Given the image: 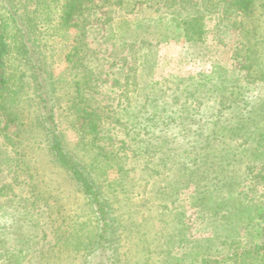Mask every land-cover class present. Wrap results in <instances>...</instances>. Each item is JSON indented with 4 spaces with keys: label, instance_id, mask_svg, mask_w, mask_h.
<instances>
[{
    "label": "rangeland",
    "instance_id": "obj_1",
    "mask_svg": "<svg viewBox=\"0 0 264 264\" xmlns=\"http://www.w3.org/2000/svg\"><path fill=\"white\" fill-rule=\"evenodd\" d=\"M156 1L127 0L124 6L87 11L99 29L90 44L97 57L87 61L97 87L94 94L83 95L92 99L95 112L111 118L97 144L107 145L111 138L110 149L128 154L98 177L113 203L114 264H201L206 256H221L217 264H241L238 256L246 251H254L258 261L264 254V0H246L251 2L247 13L232 6L235 0H173L170 6ZM50 11L60 13L58 8ZM111 15L134 21L142 42L129 46L115 41L113 29L102 24ZM49 34L40 39L47 44L44 52L58 86L59 129L68 149L86 159L63 114L65 102L76 95L64 61L72 40L66 34L52 37V29ZM31 88L24 86L23 93L29 94H19L24 101L17 102L28 123L39 108ZM155 100L172 102L175 118L195 113V121L187 120L181 130L177 120L168 132L147 135L152 144L146 154L150 167H145L139 144L131 136L125 139L124 121L156 113L162 104ZM216 117L218 125L213 124ZM240 118L251 122L234 135L231 130L239 129ZM6 122L0 111V222H11L7 228L0 224V241L17 256L0 259V264H84L97 226L92 208L76 192L62 200V215L41 217V246L31 249L30 220L47 207L43 201L34 209L23 200L27 176L18 164L23 153L28 150L25 158L46 185L52 182L68 191L73 187L66 173L51 164L40 132L15 147V127L5 130ZM141 126L130 133L137 136ZM166 140L173 142L158 152L162 166L151 175L155 144ZM39 251L43 256H37Z\"/></svg>",
    "mask_w": 264,
    "mask_h": 264
},
{
    "label": "trees",
    "instance_id": "obj_2",
    "mask_svg": "<svg viewBox=\"0 0 264 264\" xmlns=\"http://www.w3.org/2000/svg\"><path fill=\"white\" fill-rule=\"evenodd\" d=\"M126 1L0 0V111L7 117L5 130H8L12 126L15 127L14 131L11 132L16 137L17 143L13 144L15 147H20L18 144H24V141L27 139H35V137L31 138L33 132H40L45 137L48 145L51 164L58 170L66 173L73 187V190L68 191L64 186H52L51 184H54L52 182H49V186L46 185L45 179L39 180L37 167L35 168L34 164L29 161V158H25L28 150L23 153V159H20L18 163L19 166L21 165L22 173H26L27 176L26 179L22 180L24 188L27 189V196H24L23 200L34 209H36L34 205H38L39 202L43 201L45 203L43 207H47L45 210H40L35 218L31 219L32 221L30 220L31 227H34V231L30 235L31 238H29L32 244L31 249L36 251L41 246L40 232L37 229L38 226H41V217L44 220V216L48 213L62 215L61 210L64 206L63 203L61 204L62 200H69L68 195L76 192L92 208L97 226L95 240L87 252L88 256L84 264H114L116 262L113 247V237L115 234V222L112 216L113 203L105 197L98 177L100 174L107 172L108 167H111L113 162H120L124 157H128L127 152L124 155L120 152L123 151L122 148L117 150H114V148L110 149V145L113 143V139L111 138L108 139L107 145L102 144V146H99L97 144L98 141L103 139L101 135L103 126L108 125L111 118L104 113L95 112L92 99L86 98L83 95L94 94V90L97 87H95L97 75L92 67L88 65L87 61L97 57L95 51L91 50L90 44L96 37L99 29L96 27L97 23L92 22L91 15L93 14H89L87 11L92 12L91 10L98 9L100 6L107 9H110L112 6H124ZM153 2L155 3V1L151 3ZM173 2L175 1L165 0L163 3L170 6ZM135 3L136 1L131 4L134 5ZM156 4L160 5L162 3L158 0ZM231 4L243 12L247 13L250 11V1L235 0ZM55 8L60 9V13L56 14V16L50 11ZM102 24H105L104 28L109 27V31L113 29L115 41L121 40L129 44V46L142 42L140 38L141 33L137 25L126 16L111 15ZM51 29L53 30V34L56 31V35H51ZM71 30L74 31L72 34ZM41 34H49L52 37H60L66 34V36L70 35V39L72 40L64 56V61L68 64V70L71 71V80L76 95L65 102L64 106L66 108H63V114L69 120L71 128L77 137L78 146H80L79 151L86 159L78 157L68 149L64 134L59 129L58 110L61 106L55 95L57 94L58 86L56 78L50 69V64L47 62L48 56L44 52L47 44L45 46V43L40 39ZM27 84L29 86L33 85V88H31L34 94L33 101L34 104L39 105L38 115L34 117L31 123L24 122L25 117L22 115L17 103L18 100L24 101L19 94H29V90L23 93L24 86ZM155 102L162 104L159 105L161 109L156 113L147 116L134 115V117L129 118L127 116L124 121L123 132L125 133V139L130 140L131 136L133 143L139 144V153L145 156L143 162L145 167H150L149 162L146 160V154L150 153V148L148 147L149 144H152V142H147L150 138L149 136L146 137L147 135L151 134L154 130L156 132L161 130L168 132L176 125L177 120L180 121L178 126L181 130H183L182 126L186 124L187 120L189 122L195 121L193 120L195 113L190 111L186 112V114H179L175 118L172 102L161 103L159 100H155ZM155 106L158 108L157 104ZM201 115L205 118L204 114ZM215 119L217 122L213 124L218 125L220 117H216ZM250 122V118H240L239 129L235 130L234 128L231 130V133L239 135V130L242 132L244 129L247 130V125ZM138 126H141L142 130L139 131L137 136L132 135L130 131H137L136 128ZM166 141L155 144L157 145L156 153L154 152V155L151 154L153 157L155 156L152 160L153 170L150 171L151 175H156V167L162 166L163 161H161V158L163 155L159 153L165 147H168L169 144L171 146L173 142ZM31 143H34V141ZM197 162L198 159L194 161V164ZM125 164L126 166L128 165L127 163ZM121 167H124V165L119 168L121 169ZM189 173V169L184 171V174ZM43 176L46 175L44 174ZM169 188H172V186L169 185ZM208 192L206 190V193H204L205 197ZM51 200L53 202H50ZM33 208L28 211L30 214L36 211ZM215 213H218V210H215ZM49 217L47 215V219ZM51 221L54 222L53 220ZM63 221L65 222L66 220L64 219ZM8 223L0 222L3 225L1 228L9 227L11 222ZM45 236L48 235L45 234L43 238ZM57 238L60 239L62 236L57 235ZM4 245V241H0V259L13 261L12 256H17L16 253H11L7 248L4 249ZM40 251L37 256H43L41 255L43 252L40 253ZM4 253L5 256H2ZM253 254L254 251L240 253L238 257L241 259V264H264V254L259 256L258 261H256V256H252ZM219 257L221 256H206L201 264H217Z\"/></svg>",
    "mask_w": 264,
    "mask_h": 264
}]
</instances>
